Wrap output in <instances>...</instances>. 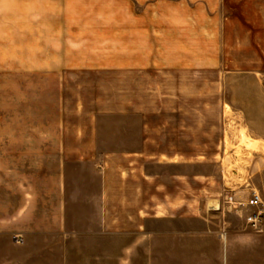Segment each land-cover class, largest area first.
I'll return each mask as SVG.
<instances>
[{
    "label": "rangeland",
    "instance_id": "obj_1",
    "mask_svg": "<svg viewBox=\"0 0 264 264\" xmlns=\"http://www.w3.org/2000/svg\"><path fill=\"white\" fill-rule=\"evenodd\" d=\"M121 1L113 8L69 10L68 16L81 22L83 36H124V18L130 14L137 20L140 9L123 8ZM225 5L221 24L216 17L208 25L206 9L170 7H144L148 20L134 23L149 36L194 33L196 60L204 47L210 48L211 68L148 70L141 85L147 93V124L173 125L180 140L194 138L192 221L150 220L142 229H130L116 206L108 216L119 221L105 226L102 192L94 189L99 183L94 176L91 181L86 164L67 165L68 187L59 197L58 143L64 132L53 130L59 119L71 127L87 119L88 107L108 113L128 108L124 93L134 88L122 83L121 71L94 78L68 72L75 77L63 93L62 86L45 83L42 74L0 70V217L4 224L20 218L18 227L0 233V264H264V229L259 233L247 225L250 209L224 205L213 212L207 206L235 184L243 187L238 197L256 190L264 199V0H225ZM156 11L162 21L155 26L149 17ZM73 26L68 23V33L77 32ZM221 32L225 36H209L210 42L200 36ZM91 81L103 83H86ZM59 93L63 100L58 101ZM44 124L50 133L36 131ZM122 124L104 119L110 132ZM30 180L49 196L34 213V227L26 228L29 221H21L24 214L14 209L24 201L21 184Z\"/></svg>",
    "mask_w": 264,
    "mask_h": 264
},
{
    "label": "crops",
    "instance_id": "obj_2",
    "mask_svg": "<svg viewBox=\"0 0 264 264\" xmlns=\"http://www.w3.org/2000/svg\"><path fill=\"white\" fill-rule=\"evenodd\" d=\"M121 2L123 8L140 9V17L137 20L133 21L130 14L124 18V36H83L81 22L68 16V11L113 8L116 0H0V70L42 74L45 83L58 86V90L62 86L63 93L67 84H70L68 79L75 77L68 76V72H79L94 78L103 73L121 71L122 83L134 88L124 93L125 101H129L128 108L108 113L88 107L87 119L74 121L73 127L69 125L72 124L70 121L66 122L64 119L60 123L59 119L57 129L53 130L64 132L63 139L58 143L59 197H65L68 187L67 165L86 164L90 166L91 181L94 176L95 182L98 180L99 183L94 189L96 192H102L101 211L105 226L114 227L115 221H119L115 216H108V213L115 214L116 206H121L124 227L130 229H142L150 220L174 221L181 217L183 220L192 221L196 212L194 138L192 136L190 142L188 138L186 141L180 140L174 135L173 125H170V129L165 125H148L147 93L141 90V85L146 84L148 70L163 73L165 70L174 69L211 68L210 48L204 47L198 53L202 55V59L196 60L194 33L173 32L168 34L170 36H149L142 26L135 27L134 23L143 25L148 20L144 7L156 10L170 7L192 10L203 8L207 11L203 17L208 25L212 18L216 17L217 23L221 24V19L225 18V0ZM215 9H218V14L211 13V10ZM160 15L162 12H154L153 16L149 17V23L156 26L162 21ZM68 23L73 24L78 33H68ZM200 36L209 38L225 35L221 32L203 33ZM207 42H210V38ZM134 86H139L138 90H135ZM59 100H63L60 93ZM108 117L120 119L122 126H113V132L105 130L104 119ZM105 127L109 129L106 125ZM36 131L50 133L52 129L44 124L42 129L38 128ZM108 133L113 136L108 137ZM46 142L50 143V140ZM21 187L24 201L14 211L23 213L24 218L21 221H29L30 224L25 227L31 228L30 225L33 226L36 218L34 213L40 206H44L49 191L35 190V184L31 180L27 181V184H21ZM90 188L92 191V183ZM10 192L12 196L16 194L15 190ZM3 195L4 192H0V205ZM62 202L60 200L61 207ZM62 210L59 211L63 213ZM19 220L20 218H17L15 222L4 224L0 217V233L8 229L7 226L10 229L18 227Z\"/></svg>",
    "mask_w": 264,
    "mask_h": 264
},
{
    "label": "built area",
    "instance_id": "obj_3",
    "mask_svg": "<svg viewBox=\"0 0 264 264\" xmlns=\"http://www.w3.org/2000/svg\"><path fill=\"white\" fill-rule=\"evenodd\" d=\"M243 187L235 184L226 189L218 200L208 203L209 211H219L222 206H233L238 209H250L246 216L247 225L253 230L262 233L264 229V199L256 190H252L248 197H238ZM215 203L217 205H215Z\"/></svg>",
    "mask_w": 264,
    "mask_h": 264
}]
</instances>
